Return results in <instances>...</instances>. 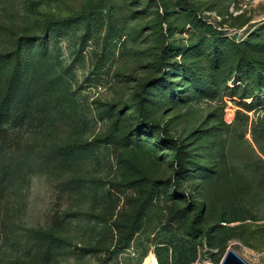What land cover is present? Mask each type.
I'll list each match as a JSON object with an SVG mask.
<instances>
[{"label": "rangeland", "instance_id": "obj_1", "mask_svg": "<svg viewBox=\"0 0 264 264\" xmlns=\"http://www.w3.org/2000/svg\"><path fill=\"white\" fill-rule=\"evenodd\" d=\"M229 249L264 264V0H0V264Z\"/></svg>", "mask_w": 264, "mask_h": 264}, {"label": "water", "instance_id": "obj_2", "mask_svg": "<svg viewBox=\"0 0 264 264\" xmlns=\"http://www.w3.org/2000/svg\"><path fill=\"white\" fill-rule=\"evenodd\" d=\"M221 264H247L241 257L234 251L229 249L223 257Z\"/></svg>", "mask_w": 264, "mask_h": 264}, {"label": "bare ground", "instance_id": "obj_3", "mask_svg": "<svg viewBox=\"0 0 264 264\" xmlns=\"http://www.w3.org/2000/svg\"><path fill=\"white\" fill-rule=\"evenodd\" d=\"M143 264H157L156 257L154 255H150V256L146 257L143 261Z\"/></svg>", "mask_w": 264, "mask_h": 264}, {"label": "trees", "instance_id": "obj_4", "mask_svg": "<svg viewBox=\"0 0 264 264\" xmlns=\"http://www.w3.org/2000/svg\"><path fill=\"white\" fill-rule=\"evenodd\" d=\"M200 209V208H199ZM156 260H157V264H161V259H160V257H156Z\"/></svg>", "mask_w": 264, "mask_h": 264}]
</instances>
